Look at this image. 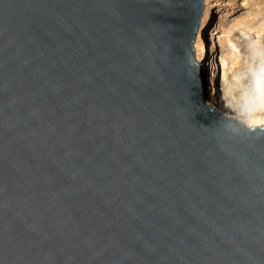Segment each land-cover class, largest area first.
I'll list each match as a JSON object with an SVG mask.
<instances>
[{
  "label": "water",
  "instance_id": "obj_1",
  "mask_svg": "<svg viewBox=\"0 0 264 264\" xmlns=\"http://www.w3.org/2000/svg\"><path fill=\"white\" fill-rule=\"evenodd\" d=\"M202 3L0 0V264H264V126L204 105Z\"/></svg>",
  "mask_w": 264,
  "mask_h": 264
},
{
  "label": "rangeland",
  "instance_id": "obj_2",
  "mask_svg": "<svg viewBox=\"0 0 264 264\" xmlns=\"http://www.w3.org/2000/svg\"><path fill=\"white\" fill-rule=\"evenodd\" d=\"M224 1L223 6L220 8V12L223 15V23L221 24L217 37L223 51L227 54L225 62L231 71L234 72L235 68L239 69L236 72V81L238 84L243 85L245 82H249L250 87H245L248 94H264V82L260 86H257L256 78L253 75L254 68L260 62L259 57L253 59V52L264 51V0ZM211 2L213 0H203L202 4L204 9L207 10V13V8L213 4ZM203 19L204 17L202 15L199 24ZM221 36L224 37L223 40L220 39ZM196 45H199V52H197V47H194ZM230 46L234 48V55ZM191 51L192 59L197 69L201 74L205 75L207 98L204 101V105L220 117L232 119L233 116L224 110L222 103L220 104V96H217L212 89V83L210 81L211 69L209 71L203 62L199 34L194 37ZM195 54L198 55L196 59L194 57L196 56ZM231 56H234V58L231 59Z\"/></svg>",
  "mask_w": 264,
  "mask_h": 264
},
{
  "label": "bare ground",
  "instance_id": "obj_3",
  "mask_svg": "<svg viewBox=\"0 0 264 264\" xmlns=\"http://www.w3.org/2000/svg\"><path fill=\"white\" fill-rule=\"evenodd\" d=\"M224 2V0H213V2H211L213 3L212 6L207 8L208 10L211 9L210 14L212 13L213 15L212 21L209 20V18L207 19L206 9H204L202 14L205 23H209V27L206 31L207 42L205 52L206 57H209L206 68L209 71L211 69V83L213 82V78L216 77V92L217 96H220V103L223 104V108L227 110L234 119L242 123L245 128H248V123H252L253 126H256V124L262 126L264 125V94H248L245 87H250L249 82H245L243 85L237 83L236 72H238L239 69L235 68L233 72L226 64L225 59L227 54L223 51L217 37L221 24L223 23V15L220 12V8L223 6ZM199 30L200 28L198 27L195 35L199 34ZM194 47H197V52H199V45ZM230 49L234 55L233 46H230ZM197 54L194 56L195 59L198 56ZM233 58L234 56H231V59Z\"/></svg>",
  "mask_w": 264,
  "mask_h": 264
},
{
  "label": "clouds",
  "instance_id": "obj_4",
  "mask_svg": "<svg viewBox=\"0 0 264 264\" xmlns=\"http://www.w3.org/2000/svg\"><path fill=\"white\" fill-rule=\"evenodd\" d=\"M221 40L224 39L223 36L220 37ZM259 57L260 62L258 66H256L253 70V75L256 78V84L257 86H260L262 82H264V51H254L253 52V59H256ZM260 124H256V126H253L252 123H248L247 127L249 128L250 131L255 132L256 127H259ZM264 130V129H262Z\"/></svg>",
  "mask_w": 264,
  "mask_h": 264
}]
</instances>
